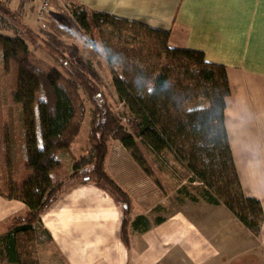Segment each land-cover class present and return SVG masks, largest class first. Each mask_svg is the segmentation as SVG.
<instances>
[{"label":"trees","instance_id":"trees-1","mask_svg":"<svg viewBox=\"0 0 264 264\" xmlns=\"http://www.w3.org/2000/svg\"><path fill=\"white\" fill-rule=\"evenodd\" d=\"M68 8L86 33L97 29L102 32L112 20L82 6ZM123 23L153 39L146 44L148 49L129 48L123 53L102 37L100 43L95 39V45L105 48L108 61L115 66L113 82L120 102L129 111L128 124L110 109L89 74L68 60L59 46L41 40L21 23L16 13L0 3V52L7 68L15 64L19 69L18 85L11 98L14 104L23 107L29 119L27 167L33 172L22 186L11 185L7 194L1 193L8 199L22 201L29 209L27 217L15 221L5 236L4 255L8 264H38L22 261L17 236L33 232L41 216L73 184L104 185L125 203L129 215L131 198L107 170L109 145L114 141L122 144L165 195L169 189L157 177L162 171L150 166L146 153L157 158L170 153L185 169L189 182L202 186L203 201L226 207L254 236H260L264 211L258 199L243 192L225 125L226 100L231 93L226 67L208 63L202 52L170 48L169 32ZM115 36L122 40L121 33ZM28 40L36 49L47 50L58 67L42 69ZM83 95L93 106L90 149L74 162L70 175L54 179L52 174L62 165L60 153L69 151L81 133L86 114ZM35 118L40 124L39 133ZM2 142L7 144L6 138ZM182 187L177 192L178 199L186 196L194 202L199 200ZM141 221L144 230L150 229L145 217L137 218L132 225L138 227ZM163 221L158 218L156 223ZM130 225L126 218L121 234L128 248ZM50 241L49 237L47 242Z\"/></svg>","mask_w":264,"mask_h":264},{"label":"crops","instance_id":"crops-1","mask_svg":"<svg viewBox=\"0 0 264 264\" xmlns=\"http://www.w3.org/2000/svg\"><path fill=\"white\" fill-rule=\"evenodd\" d=\"M0 3L32 31L39 26L38 1ZM69 5L169 32L170 48L202 52L208 63L226 67L231 91L225 109L229 143L244 194L258 199L264 211V0H53L47 18ZM113 160L108 171L131 198L129 215L126 205L107 188L73 184L41 216L33 232L17 236L22 257L21 237L35 235L41 247L38 264H236L242 259L246 261L240 264H264V222L256 237L226 207L200 197L197 202L186 199L181 208L167 212V199L183 183L165 195L135 167L132 157ZM28 213L22 201L0 192L3 253L5 236ZM139 217L148 220L150 229L144 230L143 221L132 225ZM126 218L131 222L129 248L121 237ZM158 218L164 221L156 223ZM49 237L45 248L56 250L61 262L49 256L46 262L44 254L41 258V244Z\"/></svg>","mask_w":264,"mask_h":264},{"label":"rangeland","instance_id":"rangeland-1","mask_svg":"<svg viewBox=\"0 0 264 264\" xmlns=\"http://www.w3.org/2000/svg\"><path fill=\"white\" fill-rule=\"evenodd\" d=\"M37 22L39 26L33 30L35 34L38 35L41 40L59 46L62 54L65 55L68 60L72 61L84 72L89 74L99 85L110 109L123 123L128 124L129 111L127 107L120 102L113 82V68H115V66L111 65L108 61L109 55H107L105 48L102 47L101 44L98 46L95 45V39L100 43L99 40L102 37L107 44L111 46L117 45L120 47L119 53H123L129 48L138 50L145 47V49H148L146 44L153 42V39L142 30H136L133 26L123 22H115L114 20L109 21L102 32L100 29H97L91 33H86L78 25L67 6L58 9L53 17H49L43 22ZM118 33L122 34V40H117L115 35ZM125 38H128L129 41H127V39L125 40ZM134 38L136 40L135 43L133 42ZM28 44L33 51L36 63L42 69L48 70V68L51 67H58L47 50L36 49L29 40ZM18 75V66L12 64L7 68L3 63L0 52V192L4 194H7L11 185L22 186L33 176V172L27 167L26 137L29 129V119L24 113L23 107L14 104L11 98L12 92L18 85ZM83 97L86 106V114L81 133L69 151L60 153L59 158L62 165L56 173L52 174L54 179H64L66 176L70 175L73 172L74 162L86 155L90 149L91 110L93 106L85 95H83ZM34 121L36 124V131L39 133V121H37L36 118ZM4 138H6L7 144H3L2 141H4ZM126 155L130 156L120 142H111L107 157V170L108 166H113V159L115 156ZM146 157L153 169L162 171L157 174V177L159 176V178L166 183L167 189H169L168 193L173 191L175 188L174 186H179L183 183L182 188H185L187 193L196 197L201 196L202 186L199 183L191 184L189 182L185 169L174 160L170 153L165 154V156L161 158L146 153ZM135 167L140 168L137 163ZM100 186L105 187L104 185ZM186 199L185 196V198L183 197L179 200L178 194L176 192L172 193L166 202L167 212H174L181 208L183 205L182 201L184 202ZM117 200L120 201L118 198ZM33 238L34 242L28 243V240H33ZM36 239L39 240L35 235L32 238L31 236L25 238L21 237V247L23 246L22 260L24 262L39 263L40 251L38 253V248L41 247H38L40 242L35 243ZM48 244L49 242L47 241L41 244L44 249L41 251V258L44 254L43 256H45L47 260L46 262H50L48 259L61 262L62 259L56 250L46 249ZM2 248L3 245L0 241V264H5L6 260ZM47 256H49L48 259ZM242 261H246V259H242ZM242 261L240 260L236 264H240Z\"/></svg>","mask_w":264,"mask_h":264},{"label":"built area","instance_id":"built-area-1","mask_svg":"<svg viewBox=\"0 0 264 264\" xmlns=\"http://www.w3.org/2000/svg\"><path fill=\"white\" fill-rule=\"evenodd\" d=\"M27 4L38 1L37 21L43 22L53 12V0H24Z\"/></svg>","mask_w":264,"mask_h":264}]
</instances>
